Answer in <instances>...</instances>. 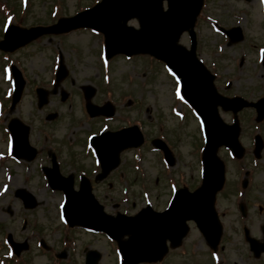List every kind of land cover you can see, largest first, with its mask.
I'll use <instances>...</instances> for the list:
<instances>
[{
	"label": "rangeland",
	"instance_id": "rangeland-1",
	"mask_svg": "<svg viewBox=\"0 0 264 264\" xmlns=\"http://www.w3.org/2000/svg\"><path fill=\"white\" fill-rule=\"evenodd\" d=\"M92 1L5 0L11 15L10 8L13 5L24 9L27 4L28 11L21 19V26L25 27L49 23L60 16H71ZM12 19L13 22L18 21L17 16L10 18L9 14L5 16L0 10V32ZM129 24L138 26V21L132 19ZM236 24L242 28L244 39L237 44L226 45L227 38L217 26L229 28ZM196 29L199 34L198 53L217 74L222 90L231 80V87L224 89L229 95H242L253 101L263 97L264 66L261 64L259 47L264 45V0H205ZM102 38L101 35H92L89 29L74 30L60 36L43 35L31 41L25 49L9 56V59L19 63L28 79L22 99L10 116L20 117L31 125L30 140L32 143L40 141L44 153L51 151L52 145L62 150V172L74 176L81 168L90 170L93 166L91 158L85 155L86 135L105 127L116 129L131 121L140 123L145 131V141L162 134L175 154L174 166L163 162L161 153L147 142L141 150H125L120 167L104 184H94L97 198L109 213L120 211L133 214L147 203L155 209H162L166 207L175 188L193 189L201 183L200 164L204 139L199 120L189 108L186 110L179 95L175 102L174 81L159 62H154L148 56L125 55H116L104 61ZM180 42L189 45L188 36L183 35ZM58 51L63 54L68 75L57 87L55 94L50 92L47 104L39 107L35 88L44 84L51 88ZM242 58L243 63L238 66ZM9 83L10 80L0 68V94L4 93ZM87 85L96 90L92 98L95 104L105 103L108 98L116 101L117 114L113 120L90 118L86 114L83 87ZM108 88L113 90L114 96L106 93ZM63 90L69 93L65 101L60 98ZM173 105L175 110L172 113ZM51 113H56V118L46 120ZM222 115L226 121L232 120V113L222 112ZM255 116L254 109L244 110L241 114L240 139L248 149L242 163L231 159L225 150L219 153L227 166L229 178L219 194L217 204V210L222 213L225 243L238 242L241 238L239 202L243 201L247 205L249 217L246 222L252 234L258 233V225L264 223V214L261 219L256 216L260 206L264 211V151L257 164H254L251 153L254 136L260 133L264 138V122H256ZM72 133L74 135L71 140L75 142L73 146L66 138H70ZM45 134L51 136L48 138ZM0 137L4 145V156L11 158V137L3 118H0ZM42 141H46L47 146L43 147ZM1 146L0 141V153L3 150ZM36 163L30 164L32 168L27 165L14 166L15 175L10 180L5 174L8 164H3L0 158V190L3 182L8 185L6 192H0V206L5 208L3 219H0V239L3 233L10 232L17 240H24L27 235L36 240L37 236L30 234L36 227L38 237H44L51 249L47 252L37 248L35 243L30 245L26 254L30 264H49V254L54 256L62 250L67 256L58 260L59 264H85V247L100 252L99 264H119L116 244L108 237L91 235L88 230L81 233L69 229L65 222L62 223L58 210L63 203L62 194L45 187L47 183L38 173ZM243 163L247 165L246 169H252L253 172L252 184L242 197L239 196L238 188L240 178L244 176ZM121 173H128L126 182L120 179ZM18 188L34 196L38 203L36 208L26 211L22 208V201L14 196ZM25 216L34 224L23 230ZM196 237V232H193L185 243H190ZM206 251V248H202L197 256L182 257V264L200 262L203 257L206 258V264H212ZM53 259V263H56V258Z\"/></svg>",
	"mask_w": 264,
	"mask_h": 264
},
{
	"label": "water",
	"instance_id": "water-1",
	"mask_svg": "<svg viewBox=\"0 0 264 264\" xmlns=\"http://www.w3.org/2000/svg\"><path fill=\"white\" fill-rule=\"evenodd\" d=\"M163 1L103 0L95 8L82 15H88L87 22L105 32L107 42L111 45L107 43L108 47L113 48V51L122 50L128 53L151 51L165 58L170 67L184 75L189 100L203 103L204 114L202 117L205 123L208 121L207 136L210 140V144L208 143L204 153L203 185L195 193L177 195L166 214H185V218L192 217L207 237H212L213 234L219 237L221 228L214 210V200L224 182V167L215 155L216 142L219 140V144L226 143L231 145L234 150H241L242 148L236 139L238 127L235 124L230 127L229 131H221V123L215 112V105L219 101L217 98L214 97L212 105L207 103L210 106L206 107L212 77L207 75L194 57L195 33L192 29L203 0H168L169 9L167 11L163 10ZM132 17L140 19L141 29L136 30L126 25L128 19ZM185 30H189L193 37L192 57L186 55V50L176 44L179 36ZM20 32L30 35L29 38L35 35L34 30ZM24 37L27 39L26 36ZM93 93L92 87L85 88V95L88 99L87 107L92 114H95L98 113L97 107L89 102ZM211 107L213 108L212 114L207 113L206 109H211ZM260 109V113L263 115L264 101L260 103ZM106 113L110 114L111 112L107 110ZM221 135L225 136L223 140L219 138ZM137 140L141 141V137ZM130 144L137 145L136 142L117 143L116 146L112 145L107 149L116 150L119 154L122 148ZM106 145L109 146V144ZM156 145L160 146L159 144ZM118 161L119 159L117 163ZM67 197L65 212L68 220L71 223L82 221L81 213L90 205H84L80 199L88 200L93 198V195L90 191L88 194L82 195L80 192L75 193L71 190L67 191ZM28 198L31 199V197ZM24 200L28 203L26 197ZM166 214L156 213L151 207H147L135 217L120 216L118 218L119 225L125 227L126 232L134 233L129 241L120 243L124 255L123 264H137L139 261L151 260L155 254L156 258L160 257L158 248L160 247L161 236L159 231L169 226L167 222L169 216ZM89 223L91 225L97 224L93 220H90ZM183 223L184 219H182L181 228L178 229L181 232L180 236L186 232V226ZM108 231L111 230L108 229ZM112 235L116 236L114 233ZM98 259L99 255L92 252L88 256V264H96Z\"/></svg>",
	"mask_w": 264,
	"mask_h": 264
},
{
	"label": "flooded vegetation",
	"instance_id": "flooded-vegetation-1",
	"mask_svg": "<svg viewBox=\"0 0 264 264\" xmlns=\"http://www.w3.org/2000/svg\"><path fill=\"white\" fill-rule=\"evenodd\" d=\"M57 156V154H56ZM256 213V212H255ZM263 211L258 210V218H262ZM257 216V213H256ZM261 229V234L255 235V237L261 242L264 243V229L263 225L259 224ZM220 262L218 264H264V250H261V253L255 257L253 252L250 250V247L245 238L241 237L238 242H227L224 240L222 245L219 247ZM193 243L189 244L186 249H182L181 245L174 247L169 245L167 253L163 258L158 262L159 264H182V257H191L197 256L199 253L197 251L193 253ZM207 253V252H206ZM206 258L203 257L200 262L192 261L191 264H206ZM211 263L215 264L213 259Z\"/></svg>",
	"mask_w": 264,
	"mask_h": 264
}]
</instances>
